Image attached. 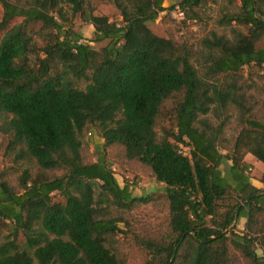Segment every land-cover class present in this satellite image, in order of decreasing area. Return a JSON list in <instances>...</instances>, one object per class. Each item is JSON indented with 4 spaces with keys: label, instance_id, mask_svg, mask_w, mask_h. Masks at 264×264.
Returning a JSON list of instances; mask_svg holds the SVG:
<instances>
[{
    "label": "trees",
    "instance_id": "trees-1",
    "mask_svg": "<svg viewBox=\"0 0 264 264\" xmlns=\"http://www.w3.org/2000/svg\"><path fill=\"white\" fill-rule=\"evenodd\" d=\"M1 1L0 135L29 167L17 186L0 170V264H127L116 236L130 231L143 264H264V171L254 185L245 160L264 163V0H109L121 21L95 0ZM211 5L225 8L209 28ZM162 12L167 37L150 27ZM114 146L162 191L121 185ZM148 203L164 222L135 232L128 215Z\"/></svg>",
    "mask_w": 264,
    "mask_h": 264
},
{
    "label": "rangeland",
    "instance_id": "rangeland-1",
    "mask_svg": "<svg viewBox=\"0 0 264 264\" xmlns=\"http://www.w3.org/2000/svg\"><path fill=\"white\" fill-rule=\"evenodd\" d=\"M20 3H24L26 0H12ZM178 0H165L164 5L169 6L172 3L177 2ZM95 13L101 15H107L111 20L121 21L122 17L116 6L109 0H95ZM219 5H211L209 12L212 15L213 19L210 20L209 28L211 27L213 20L217 17L218 12L221 10ZM68 10V8L66 9ZM166 12H162L160 17L150 23V27L154 32L161 36H168V27L170 24L163 21V16ZM4 15V5L0 0V21ZM68 16L71 17V12L69 10ZM170 17L174 19L171 15ZM72 18L73 28L80 32L83 35V41L94 44L92 40L95 38V28L92 24L87 21H84L79 14ZM19 21L21 19H18ZM175 20V19H174ZM173 23V26L179 22ZM195 31H199L198 26H194ZM198 36V35H197ZM247 73V69L245 70ZM259 71V70H258ZM264 72V71H263ZM261 70L259 73H263ZM81 87L85 86L84 82L80 83ZM166 123V122H165ZM228 135L232 134V130L227 131ZM85 153L88 160L93 161L97 159L96 147L98 144L102 143L104 139L101 137L99 131L96 128L90 127L85 136L83 137ZM8 138L4 135H0V170H6L8 173V179L12 182L14 186L18 185V176L21 174V171L28 166L27 163L23 161H16L15 154L7 150ZM182 150L185 154H189V148L186 146L182 147ZM223 153L226 150L221 149ZM106 155L108 160L112 164V169L115 172L119 183L121 185L129 184L131 185L133 194L135 196H142L146 194H152L162 191L164 183L159 182L152 175L150 170L143 167L139 163H131L124 161L120 158L121 148L114 146L106 150ZM246 161L249 163V168L246 173L251 178V182L254 185L262 186L260 179L264 169V163L258 161L254 157L248 155ZM229 163V162H227ZM223 171L228 169L227 165L222 166ZM59 173V172H57ZM59 195L55 196V200H60ZM131 225L133 226L132 230L135 232L142 231L147 226L159 227L164 222L166 217L165 209L162 210V207L159 204H141L139 205L132 214L128 215ZM120 226L125 229L127 228L124 223H120ZM8 233L7 231L4 232ZM116 246L119 254L125 258L127 264H143L145 261L146 253L138 246L133 237V232H128L127 234L119 232L116 236Z\"/></svg>",
    "mask_w": 264,
    "mask_h": 264
},
{
    "label": "built area",
    "instance_id": "built-area-1",
    "mask_svg": "<svg viewBox=\"0 0 264 264\" xmlns=\"http://www.w3.org/2000/svg\"><path fill=\"white\" fill-rule=\"evenodd\" d=\"M170 15H171L175 20H177L178 22H180L181 20H183L184 17H185L184 11H183V9H182L179 5L175 6V7L171 10Z\"/></svg>",
    "mask_w": 264,
    "mask_h": 264
},
{
    "label": "crops",
    "instance_id": "crops-1",
    "mask_svg": "<svg viewBox=\"0 0 264 264\" xmlns=\"http://www.w3.org/2000/svg\"><path fill=\"white\" fill-rule=\"evenodd\" d=\"M248 155H250V156H252V157H254L253 155H251V154H248ZM247 155V156H248ZM247 156H246V158H247ZM246 158H245V160H246ZM255 158V157H254ZM256 159V158H255ZM261 162V161H260ZM263 171H264V169H263ZM258 187H261V186H258ZM245 219L243 218V219H241V223H240V227L241 228H244V225H245Z\"/></svg>",
    "mask_w": 264,
    "mask_h": 264
}]
</instances>
